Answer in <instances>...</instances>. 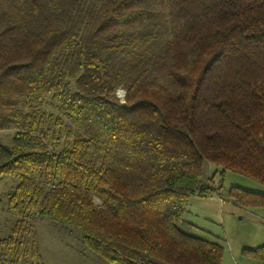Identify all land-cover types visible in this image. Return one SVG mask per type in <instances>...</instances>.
<instances>
[{
    "label": "trees",
    "instance_id": "16d2710c",
    "mask_svg": "<svg viewBox=\"0 0 264 264\" xmlns=\"http://www.w3.org/2000/svg\"><path fill=\"white\" fill-rule=\"evenodd\" d=\"M8 129L0 181L17 184L0 208L16 221L0 264H45L44 218L105 264H222L220 241L181 224L191 196L214 191L206 162L264 184V0H0Z\"/></svg>",
    "mask_w": 264,
    "mask_h": 264
},
{
    "label": "rangeland",
    "instance_id": "374dc122",
    "mask_svg": "<svg viewBox=\"0 0 264 264\" xmlns=\"http://www.w3.org/2000/svg\"><path fill=\"white\" fill-rule=\"evenodd\" d=\"M126 90L119 87L116 97L125 102ZM58 107L49 101L44 105L47 112H58ZM46 129V128H45ZM15 129L0 130V143L11 144ZM62 136L59 146L66 145ZM69 145V142H67ZM202 181L209 183L214 191L207 196L194 194L181 224L188 233L209 240L220 241L224 245L223 263H233L232 255L241 251L244 244H256L255 238L264 232V207L241 206L231 196L233 188L264 194V184L258 180L236 172L224 170L216 163L206 162ZM17 184L11 176L0 181V198ZM96 204L101 201L95 197ZM0 208V238L10 234L16 218L7 212L6 204ZM37 235V243L45 264H105L81 243L79 232L67 229L48 218L32 221ZM234 258V257H233Z\"/></svg>",
    "mask_w": 264,
    "mask_h": 264
},
{
    "label": "crops",
    "instance_id": "0c3cea01",
    "mask_svg": "<svg viewBox=\"0 0 264 264\" xmlns=\"http://www.w3.org/2000/svg\"><path fill=\"white\" fill-rule=\"evenodd\" d=\"M256 244H244L241 251L238 253H235L232 255V261L233 263L230 264H264V258L261 257H253L247 253L244 252V250L251 249V248H257L264 245V232L262 231L261 234H259L258 237H254ZM234 257V258H233ZM222 264H227L223 263Z\"/></svg>",
    "mask_w": 264,
    "mask_h": 264
}]
</instances>
